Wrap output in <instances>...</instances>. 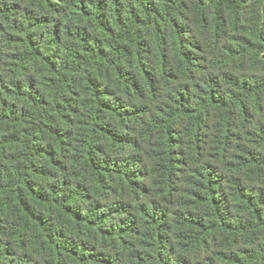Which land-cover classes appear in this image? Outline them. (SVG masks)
<instances>
[{
	"label": "trees",
	"instance_id": "16d2710c",
	"mask_svg": "<svg viewBox=\"0 0 264 264\" xmlns=\"http://www.w3.org/2000/svg\"><path fill=\"white\" fill-rule=\"evenodd\" d=\"M0 264H264V0H0Z\"/></svg>",
	"mask_w": 264,
	"mask_h": 264
}]
</instances>
